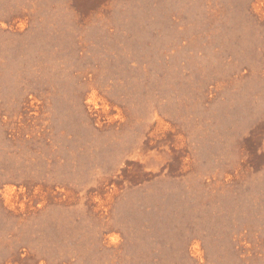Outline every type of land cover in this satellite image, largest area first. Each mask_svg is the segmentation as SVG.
<instances>
[{"label": "rangeland", "instance_id": "obj_1", "mask_svg": "<svg viewBox=\"0 0 264 264\" xmlns=\"http://www.w3.org/2000/svg\"><path fill=\"white\" fill-rule=\"evenodd\" d=\"M0 264H264V0H0Z\"/></svg>", "mask_w": 264, "mask_h": 264}]
</instances>
